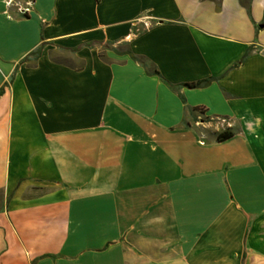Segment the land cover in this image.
Masks as SVG:
<instances>
[{
  "label": "crops",
  "instance_id": "0c3cea01",
  "mask_svg": "<svg viewBox=\"0 0 264 264\" xmlns=\"http://www.w3.org/2000/svg\"><path fill=\"white\" fill-rule=\"evenodd\" d=\"M5 1L0 264H264V0Z\"/></svg>",
  "mask_w": 264,
  "mask_h": 264
},
{
  "label": "trees",
  "instance_id": "16d2710c",
  "mask_svg": "<svg viewBox=\"0 0 264 264\" xmlns=\"http://www.w3.org/2000/svg\"><path fill=\"white\" fill-rule=\"evenodd\" d=\"M241 5L243 6L245 12L247 15H249V7H248V3L247 1L241 2ZM20 18H26L25 15H19ZM262 18L264 21V9H263V14H262ZM261 22V26L264 27V22ZM258 29V26H254V31L256 32V30ZM38 47L35 48L33 51H31L29 54L27 55H32V56H36L38 54ZM124 54H126L131 61H133L134 63L138 64L143 70L144 73L147 75H151V76H156L157 78H159V80L166 85L171 91L176 92V90L178 88H187V89H199V88H203L205 86H207L211 81H213L212 78H206V79H202V80H197L194 82H190V83H184V84H178V85H171L169 83H166L160 76L159 74L156 72V70L153 68V66L143 57L140 56H136V55H132L127 49L124 50L123 52ZM248 50L245 51L243 53V55L241 56V58L238 60V62H236L232 67H236L238 66L240 63H242V61L247 57L248 55ZM179 99L182 101L181 96L179 95ZM185 110L189 113L191 120L193 122L196 121H200V122H207L209 121L208 118L204 117L202 114V110L200 108H185ZM210 136L212 137V140L215 143H220L223 141L228 140L231 136H232V130L229 127H224L222 129H219L217 131H213L210 133Z\"/></svg>",
  "mask_w": 264,
  "mask_h": 264
},
{
  "label": "built area",
  "instance_id": "2783aa9c",
  "mask_svg": "<svg viewBox=\"0 0 264 264\" xmlns=\"http://www.w3.org/2000/svg\"><path fill=\"white\" fill-rule=\"evenodd\" d=\"M9 3H10L9 0H6V1H5V4H6V5H8ZM28 5H29V3L26 2L25 5H24L23 7L17 8V9H16V10H17V13H18L19 15H26V13L28 12ZM196 124H200V123L198 122V123H196Z\"/></svg>",
  "mask_w": 264,
  "mask_h": 264
}]
</instances>
